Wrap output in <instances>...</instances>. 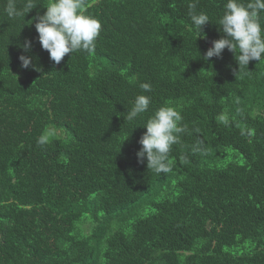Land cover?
I'll return each mask as SVG.
<instances>
[{
    "label": "trees",
    "instance_id": "obj_1",
    "mask_svg": "<svg viewBox=\"0 0 264 264\" xmlns=\"http://www.w3.org/2000/svg\"><path fill=\"white\" fill-rule=\"evenodd\" d=\"M49 2L9 18L0 0V264H264V62L203 59L227 0H85L95 51L58 65L33 19ZM138 95L149 109L128 122ZM166 105L189 131L158 175L137 153Z\"/></svg>",
    "mask_w": 264,
    "mask_h": 264
},
{
    "label": "clouds",
    "instance_id": "obj_2",
    "mask_svg": "<svg viewBox=\"0 0 264 264\" xmlns=\"http://www.w3.org/2000/svg\"><path fill=\"white\" fill-rule=\"evenodd\" d=\"M37 7L35 0H24L23 8L16 7V0H8L5 12L9 18L24 17ZM43 15L34 17L35 28L38 33L39 43L43 50L50 54V59L55 64H60L68 55L83 51L94 53L96 40L101 31L100 22L90 15L85 14V0H50ZM196 4H189V16L192 27L198 33L197 38H206L203 26L210 22L209 16L204 12H195ZM264 0H227L224 5L223 15L218 20V30L222 38L213 42L203 57L205 61L213 57H221L227 48L234 53L239 71L236 75H246L242 69L248 70L250 61L264 62ZM31 23L33 21H30ZM30 23V24H31ZM24 51L31 50V42L25 41L22 46ZM22 67L27 69L31 58L20 56ZM38 71V69H36ZM144 92L151 91L148 83L140 84ZM151 98L138 95L133 106L127 112L125 119L134 122L138 117L148 111ZM222 123H227L224 116L219 117ZM181 113L172 106L160 107L144 124L146 132L139 140L142 146L137 153L139 162L147 160V169L156 174L172 172V163L169 153L172 146L180 142L182 134L188 133L187 125L182 123ZM198 133L199 129H195ZM38 144L45 143V137L37 140ZM202 141H198L202 145ZM194 151L200 147L194 146Z\"/></svg>",
    "mask_w": 264,
    "mask_h": 264
}]
</instances>
